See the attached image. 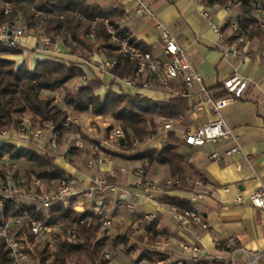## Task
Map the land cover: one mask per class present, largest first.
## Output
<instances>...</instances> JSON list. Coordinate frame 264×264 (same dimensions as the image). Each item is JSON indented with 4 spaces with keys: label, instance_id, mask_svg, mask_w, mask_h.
<instances>
[{
    "label": "trees",
    "instance_id": "trees-1",
    "mask_svg": "<svg viewBox=\"0 0 264 264\" xmlns=\"http://www.w3.org/2000/svg\"><path fill=\"white\" fill-rule=\"evenodd\" d=\"M208 5L226 7L237 5L239 14L238 35H246L248 39L264 38L261 27V14L264 12V0H206ZM21 16L29 32L43 30L49 36L53 34L58 40L70 48L79 51L83 66L89 61L93 52L112 57L111 51L117 44L110 40L104 20L114 29L115 35L134 45L141 53H150V48L136 43L120 23L127 16L121 7L104 10L90 0H0V24L12 21ZM23 53L20 46H5L0 43V132L19 129V123L25 116L33 125L44 129L51 126L52 133L58 141L62 139L67 126L68 113L65 107L79 113L90 112L95 116L110 115L119 124L124 138L118 140L119 151L105 150L111 158H122L138 161L141 166L148 164L166 166L170 178L178 183L167 187L164 192H199L206 184V176L195 169L186 155L178 148L184 144L174 130L165 133L166 143L161 147L141 148L149 139L158 133L157 120L161 118L181 119L185 116L187 100L182 97L155 100L139 93H124L116 79L133 76L136 70L134 61L115 57L117 63L108 69L113 80L108 85L103 97L96 94L103 85L101 77L86 80L71 89L68 83L85 75L79 64L65 63L53 59L37 60L34 67L28 68L23 62L11 59ZM222 83L209 87L216 95H221ZM61 97V106L57 96ZM84 140H87L83 136ZM71 164L78 161L80 149L70 146L67 149ZM8 158L7 164L0 165V179L13 173L21 181L31 177L53 185L64 179L73 178L56 161L54 155L44 147L37 151L33 146H19L17 143L1 140L0 159ZM26 164L23 169L17 163ZM198 181L202 184L199 186ZM75 199L67 207L57 204L45 210L39 203L7 198L0 193V224L11 218H22L24 226L16 229L14 237L21 244L29 261L25 264H68L75 260L77 264H87L82 259L86 254L90 264H108L103 253L105 250L115 251L118 248L126 253L140 251L137 260L145 259L154 263L166 259V251L156 248L157 243L165 240V231L158 218L152 215H139L134 223L109 238L103 234V214L90 210L83 212L74 208ZM159 204L173 207L177 212L192 209L189 199L170 196L162 193L157 196ZM148 216V218H146ZM40 221L45 225L61 223L44 243H36L26 230L32 221ZM142 234H138V230ZM220 248V247H219ZM0 264H16L10 255V249L3 238H0ZM175 264V263H172Z\"/></svg>",
    "mask_w": 264,
    "mask_h": 264
},
{
    "label": "crops",
    "instance_id": "crops-1",
    "mask_svg": "<svg viewBox=\"0 0 264 264\" xmlns=\"http://www.w3.org/2000/svg\"><path fill=\"white\" fill-rule=\"evenodd\" d=\"M144 1L153 11L154 18L133 17V4L125 0H90L92 4L99 5L104 10L121 6L127 12V16L120 23V27L126 29L136 43L149 47L155 62H160L163 58L160 32L156 26V22L160 21L175 37L178 46L185 51L189 62L202 75L207 87L222 83L234 73L250 81L245 97L223 111V119L231 129L232 137L215 144L206 143L200 147L182 144L178 148L180 153L187 156L188 163L206 176V184L199 188V192L194 193L164 192L169 186L163 185V181L170 177L167 167L159 165L148 167L141 179L128 184L130 174H135V170L141 164L138 161L111 158L106 154L108 158L105 157V162L88 167L86 162L92 154L88 142L83 143V171L77 166L68 165L56 155L54 157L59 165L78 181V186L81 183L86 185L92 176L99 175L105 176L110 184L117 187L115 192H106L100 196L103 209L111 219V225L104 230L105 232L103 231L109 238H114L124 231L139 215H152L158 218L166 237L160 245V249L166 251L167 258L164 264H214L203 258L193 261L188 255L176 256L177 253H182L180 244L196 241L195 234L201 235L198 245L203 254L226 253L215 242L222 243L231 238L236 239L239 245L248 251L261 252L264 250V222L260 210L249 204L248 197L264 186V38L248 39L243 35L244 42L238 45V56L224 57L223 45L232 34L230 22L239 14L237 5H233L227 11L217 5H208L206 0ZM204 14H207V17ZM262 16L264 12L261 14V27L264 29ZM214 26L220 28V34L213 30ZM34 46V37L27 36L22 45L23 53L19 57L15 56L13 60L19 64L23 62L32 69L37 60L53 59L79 64L88 80L97 76L94 67L83 66L81 64L83 60L76 58L62 41L50 43L49 50L43 54L34 51ZM99 76L103 85L97 89L96 94L103 97L113 77L107 72ZM146 95L155 100L163 99L158 90L147 92ZM64 109L74 122L78 120L84 122L91 114L75 112L68 107ZM211 119L209 113L190 112L187 104L185 116L177 119L178 123L172 130L182 140V134L186 129L200 127ZM71 127H65V136L72 134ZM80 130L87 138L88 133L82 128ZM164 138L165 133L160 127L156 137L154 136L153 140L144 146L155 147L158 143L157 147H161ZM233 138L237 141L240 152L226 155L225 152L234 145ZM105 150L109 149L105 148L104 153ZM213 152L218 155L216 159L211 158ZM143 181L160 184L161 189L152 194L147 193ZM201 184L202 182L198 183L199 186ZM162 193L189 200L192 195L200 194V197L190 202L193 211L206 223L207 230L201 229L197 224H193L189 231L180 228L174 216L177 210L157 202V196ZM238 197L243 200L241 203L236 202ZM138 234H142L141 229L138 230ZM119 252L124 253L121 248L112 251L113 258L108 264H126L124 259L121 261L118 258ZM139 254L140 251L126 254L135 257L128 264L136 261ZM82 259L90 264L86 254L82 255Z\"/></svg>",
    "mask_w": 264,
    "mask_h": 264
},
{
    "label": "built area",
    "instance_id": "built-area-1",
    "mask_svg": "<svg viewBox=\"0 0 264 264\" xmlns=\"http://www.w3.org/2000/svg\"><path fill=\"white\" fill-rule=\"evenodd\" d=\"M133 4V17L135 18H154V13L151 8L145 3L144 0H125ZM227 11L231 9L230 5L224 7ZM259 14L263 11L258 10ZM207 17V14H204ZM22 17L18 16L16 19L0 24V43L5 46H20L22 47L25 37L29 34L27 27L22 22ZM107 32L110 34V40L117 44L116 49L111 51L112 57L108 58L105 54H93L90 56L89 61L85 64L94 67L96 75L106 73L109 68L117 63L115 57H120V63L125 60L134 61L136 63V70L133 76L125 79H116L124 93H139L146 95L147 92L158 90L163 99L182 97L187 100L188 110L192 113H209L212 119L194 129H186L182 134V141L189 147H200L206 143H218L221 140L232 137V132L229 126L223 119V111L233 104L235 101L245 97L250 81L241 75L234 73L222 81L220 90L223 92L221 95H216L212 90L207 87L203 82L202 75L191 65L185 51L181 49L175 37L169 32L167 27L160 21L156 22V26L160 32V42L163 47V58L160 62H155L150 53H141L137 47L129 44L125 39H120L115 35L114 29L109 23L103 21ZM261 25V24H260ZM232 31L231 36L225 40L223 45V56L237 57L239 50L238 45L244 42L243 35H238L239 20L235 17L229 25ZM213 30L220 34L221 30L218 26H214ZM35 46L33 47L39 54L46 53L49 49L51 40H56L53 34L47 36L43 30H39L38 36L34 37ZM98 55V56H97ZM76 56V55H75ZM76 58H78L76 56ZM81 82L85 83L86 75H83ZM80 85V84H79ZM78 86V85H77ZM162 99V100H163ZM161 128L163 133L173 129L178 120L170 118L160 119ZM30 125L25 122L19 126V132L22 137L27 139L30 135L40 140L43 137V132L40 130L30 131ZM4 131L2 135H5ZM111 135L116 141L123 139V131L119 124L112 127ZM153 140L149 139V141ZM1 141V140H0ZM234 145L228 149L225 154L232 155L240 152V147L237 141L233 138ZM147 142V143H148ZM75 147L82 145L76 141ZM49 148L56 150L57 144L54 137H51ZM218 157L216 152L211 154V158ZM62 161H67L69 155L67 150L57 156ZM103 156L94 157L87 162L88 167L105 162ZM8 158L5 156L0 159V165L7 164ZM148 164H144L135 170L138 177H143ZM176 178H169L163 182L165 186H172L177 184ZM201 183V181H198ZM197 183V184H198ZM79 183L74 178L64 179L56 182L53 185H47L42 180L31 177L28 180L21 181L13 173L8 174L4 180L0 179V193L4 194L7 198H17L24 201L39 203L43 209L47 210L53 205H63L67 207L69 203L75 199L74 208L77 211L90 210L94 213L103 214L102 225L104 228L111 225V219L103 209V203L100 196L106 192H115L117 187L110 184L105 176H92L89 182L85 185ZM145 192L152 194L159 191L161 185L143 181ZM151 195H149L150 197ZM200 194L192 195L190 200H195L200 197ZM243 200L236 198L237 203ZM249 204L260 210L262 220L264 222V186L255 191L248 197ZM0 208L2 205L0 204ZM175 219L178 226L185 230H191L193 224H197L201 229L207 230V225L200 220L198 215L193 209L185 210L183 212H175ZM148 218V216H146ZM22 218H11L5 224H0V238H3L10 249L16 264H25L29 261L28 256L23 252L21 244L16 240L14 234L9 227L10 223L22 224ZM61 223L53 225H45L40 221H32L29 225L28 233L31 234L36 243H44L49 239L50 234L59 229ZM195 242L180 244L181 250L186 253L191 260L198 261L203 258L214 264H264V250L261 252H251L242 248L236 239H228L225 242H215L222 251L226 253L211 254L202 253L198 242L201 240V235L195 234ZM162 243H157L156 248H160ZM166 246V244H164ZM104 257L107 260L112 259L109 251H104ZM164 260H159L156 264H162ZM68 264H77L75 260L69 261ZM131 264H150L149 261L141 259L134 261Z\"/></svg>",
    "mask_w": 264,
    "mask_h": 264
},
{
    "label": "rangeland",
    "instance_id": "rangeland-1",
    "mask_svg": "<svg viewBox=\"0 0 264 264\" xmlns=\"http://www.w3.org/2000/svg\"><path fill=\"white\" fill-rule=\"evenodd\" d=\"M262 17H264V16H262ZM263 20H264V18H263ZM22 22H23V20H22ZM27 36L37 37L38 32L37 33L36 32H29V34ZM55 41L56 40L53 39V40H51V43L55 42ZM57 41H60V40L57 39ZM48 49H49V47H48ZM33 50L35 51L34 48H33ZM72 53L74 55H76L78 57V59L82 60V57H81V54L79 51H74ZM95 53L96 52H93L91 55H93ZM97 54H100V53H97ZM14 58H15V56L11 57V59H14ZM89 59H90V57H89ZM97 76H99V75H97ZM82 77L83 76H80V77L73 79L72 81H70L68 83V86L72 90L75 89L77 85L82 84V82H81ZM56 101L61 106H63V104L61 102V97L59 95L56 97ZM98 117H100V118L96 119L95 116H93V114H89L88 118H86L84 122H83V120H78L77 122H74V120L68 116L67 126H69V127L72 126L70 129V130H72V134H70L68 136L64 135L62 137V139L60 141H58L57 137L52 133L51 126L49 124L45 125L44 129H40L37 125H33L30 122L28 116H25L22 119V121L19 123V126L21 125V123L25 122L26 125H30V128H29L30 131L31 130L35 131L37 129L40 131H44L43 137L40 140L35 138L33 135H30L27 139H25L24 137H22V135H20V132H19L20 129H18L17 131H13V132H10L7 130H2L0 132V140H8V141L17 143L19 146H33L39 152L42 151L44 149V147H46L50 151V153L52 155H56V157L59 156L60 154H62L64 151H66L70 146H74L75 142L78 141L82 145L81 147H77L81 151V155H80V158L78 160L79 163H78V161H76V162H74V164H71L69 161L70 159H68L65 162L68 165L77 166L80 171H83L82 151H83V143L84 142H88V144L91 145L90 149L92 151V154L90 155V158L88 159V161L91 160L92 158L98 157V156H103L104 158L105 157L108 158L106 153H104V151H103L105 148H108L111 151L112 150L119 151L118 141L113 139V137L111 135L112 127L117 123L110 117V115H103V116H98ZM75 123H78V124H75ZM78 127L84 129L88 133L87 134V140L83 139L82 135L85 136V134L83 132H81L80 128H78ZM157 127H158V131H159V128L161 127V123L159 120H157ZM4 131L6 132V134L2 135V133ZM156 135H155V137H156ZM51 137H54V139L56 141V144H57L56 150L49 148V142H50ZM165 143H166V141L163 140L161 142V146L164 145ZM157 145H158V143L156 144V147H157ZM158 147H160V146H158ZM141 148H145V146H142ZM87 162H86V164H87ZM25 166H26V164L22 161H19L17 163V168H19V169H23ZM92 167H94V166H92ZM96 176H99V175H96ZM137 179H141V178L138 177L136 174H130L129 180L127 182H128V184H133ZM23 222H22L21 226H20V224L16 225V224L10 223L9 227L11 228V232L15 233L16 229L24 226ZM25 227H26V230L28 231L29 228H27V225ZM106 228H108V227H106ZM106 228L103 227L104 230ZM107 251H109V250H107ZM109 252L111 253L112 258H113L112 251H109ZM181 252L182 253H177L176 256L177 257H183V256L187 255L182 250H181ZM103 256H104V253H103ZM118 256H119L118 258L121 261L124 259L126 261V264H128L129 261H131L132 259L135 258L132 255H126L122 252H119ZM159 260H164V262L162 264L165 263V259H159ZM159 260H156L154 263H150V264H156V262ZM29 264H31V263H29Z\"/></svg>",
    "mask_w": 264,
    "mask_h": 264
}]
</instances>
